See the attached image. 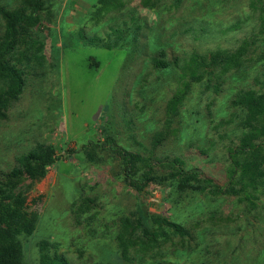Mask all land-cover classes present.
Wrapping results in <instances>:
<instances>
[{"label":"rangeland","instance_id":"rangeland-1","mask_svg":"<svg viewBox=\"0 0 264 264\" xmlns=\"http://www.w3.org/2000/svg\"><path fill=\"white\" fill-rule=\"evenodd\" d=\"M105 1L111 8L100 12L99 0H43L37 23L19 26L9 52L0 12V53L23 77L21 93L0 112V192L23 189L38 219L32 235L19 237L23 264H40L42 242L45 253L70 264H264V191L254 205L240 201L248 197L244 191L227 195L200 181L193 184L206 185L203 190L180 191L170 179L173 166L156 164L150 184L137 192L104 145L111 137L160 160L180 157L186 169L224 184L227 148L242 138L245 112L235 99L247 90L264 93L261 6L254 0ZM0 8L31 12L22 0H0ZM100 38H120L119 45L105 47ZM242 44L243 54L231 62ZM206 70L178 114L167 116L190 72ZM6 82L0 77V87ZM166 127L154 149V137ZM42 143L59 157L43 179L7 177ZM158 215L188 233L159 226L152 220ZM142 216L146 226L163 228L157 243L149 244L142 228L133 231ZM122 231L133 243L127 259Z\"/></svg>","mask_w":264,"mask_h":264},{"label":"trees","instance_id":"trees-1","mask_svg":"<svg viewBox=\"0 0 264 264\" xmlns=\"http://www.w3.org/2000/svg\"><path fill=\"white\" fill-rule=\"evenodd\" d=\"M31 10L30 13L21 9L7 11L0 8V12L5 19V52L13 50L18 41L20 33L19 26L34 25L39 19V11L42 7L43 0H22ZM256 1L264 13V0ZM102 5L100 12L111 8V1L99 0ZM138 29L139 26H138ZM118 37H121L122 31L115 30ZM119 39L100 38L98 43L112 48L119 45ZM137 39V38H136ZM245 50V44L233 53L229 60L237 61ZM212 61L216 56L212 55ZM153 62L156 67L164 68L158 58H154ZM207 74V70L203 72L192 71L189 80L185 81L182 88L174 93L167 106V116L177 115L180 105L190 92L192 83L203 81ZM0 77L7 82L4 87H0V112L7 107L12 99H15L22 91L23 77L22 72L16 66L11 65L0 53ZM235 104L241 106L244 110V117L241 123L242 138L237 145L229 146L228 166L226 168V178L224 184H220L214 178L205 175L197 169H186L184 161L180 157L166 158L160 160L155 158L152 152L144 154L140 151H130L123 146L115 145L114 140L108 137L105 147H109L113 153L117 154L120 159L121 169L124 182L136 190L142 192L148 186L154 176L155 166L161 165L173 166V172H170L171 180L177 182L178 189L185 191L189 188L203 190L204 186H194L193 182H203L212 187L213 190L227 194L240 195L241 191L245 192L240 201H248L253 203L256 194L264 191V93L256 95L255 92L247 90L240 93L235 99ZM168 121L167 127H169ZM167 127L164 131L159 132L153 139V147L157 148L162 144L167 134ZM135 142L142 145L141 142ZM240 155H248L245 160H241ZM59 157L53 146L49 144H38L33 150L21 156L18 160V166L12 169L7 177L11 179L28 178L33 181L43 179L50 167L57 161ZM8 178V179H9ZM241 186V189L238 188ZM254 205V203H253ZM144 217L137 220L133 231L142 228L147 236L149 244H155L159 241L165 232L160 225L167 226L177 234H187V229L181 223L172 221L166 216H152L153 222L159 226L158 230H153L144 224ZM37 213L33 212L28 201V194L23 189H17L12 186L9 190L5 189L0 192V264H23V247L19 241L20 236L32 235L37 227ZM119 246L122 248L121 255L124 259L128 258L130 245L126 238L125 231L119 234ZM129 243V244H128ZM41 251L40 264H70L66 258L58 255L50 256L45 253L46 243L39 244Z\"/></svg>","mask_w":264,"mask_h":264}]
</instances>
